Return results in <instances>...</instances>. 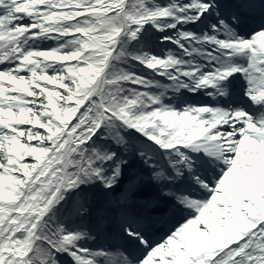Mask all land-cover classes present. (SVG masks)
<instances>
[{"label":"snow or ice","instance_id":"snow-or-ice-1","mask_svg":"<svg viewBox=\"0 0 264 264\" xmlns=\"http://www.w3.org/2000/svg\"><path fill=\"white\" fill-rule=\"evenodd\" d=\"M0 264H264V0H0Z\"/></svg>","mask_w":264,"mask_h":264}]
</instances>
